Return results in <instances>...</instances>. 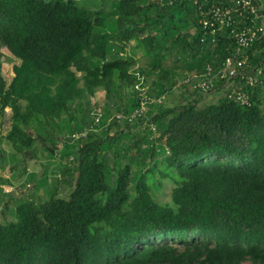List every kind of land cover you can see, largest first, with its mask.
Masks as SVG:
<instances>
[{
	"label": "trees",
	"instance_id": "trees-1",
	"mask_svg": "<svg viewBox=\"0 0 264 264\" xmlns=\"http://www.w3.org/2000/svg\"><path fill=\"white\" fill-rule=\"evenodd\" d=\"M220 1L0 0V47L19 59L7 83L0 50V145L17 159L38 139L55 158L59 142L62 172L35 181L43 199L2 201L13 218L0 220V264H264V37L243 50L261 75L235 80L242 104L216 74L232 40L199 23ZM206 66L215 89L188 86ZM206 92L219 96L198 107Z\"/></svg>",
	"mask_w": 264,
	"mask_h": 264
},
{
	"label": "built area",
	"instance_id": "built-area-1",
	"mask_svg": "<svg viewBox=\"0 0 264 264\" xmlns=\"http://www.w3.org/2000/svg\"><path fill=\"white\" fill-rule=\"evenodd\" d=\"M159 1L170 3L173 0ZM199 9V23L202 24L205 33L212 36L213 43L216 40L215 34L220 30H225L233 42V52L224 58L222 66L216 71L221 81V91H230L228 93L230 97L242 104H248L249 95L238 85L235 86V80L239 79L250 87L259 83L261 67L249 64L248 53H244L243 50L250 48L256 40L264 37V0H222L219 4L211 3ZM206 68L204 78H197L194 81L202 91L216 87V83L209 77L212 72L211 67L206 66ZM145 108L142 102L140 108L135 109L129 119Z\"/></svg>",
	"mask_w": 264,
	"mask_h": 264
},
{
	"label": "rangeland",
	"instance_id": "rangeland-1",
	"mask_svg": "<svg viewBox=\"0 0 264 264\" xmlns=\"http://www.w3.org/2000/svg\"><path fill=\"white\" fill-rule=\"evenodd\" d=\"M134 41H130V43L127 44L126 50L128 53H130L133 49ZM0 50L2 52V64H1V71L2 74L8 83L13 75L12 66L15 63L19 62V59H17L11 51L5 47L1 46ZM135 57L137 58V64L143 65L145 63L144 57L141 55V50L136 49L134 53ZM188 77H192V74H190ZM182 78V77H181ZM180 78V79H181ZM264 79V76H263ZM192 88L194 80L190 81ZM188 90L187 92H192V90L189 89V87H186ZM263 89H264V82H263ZM177 92L173 95H166L164 101L165 104L171 106L173 104L178 103L181 100V97L178 96L179 91L181 90L179 86H176ZM189 94V93H188ZM195 93L193 95L189 94L188 96L194 97ZM263 103H264V92H263ZM219 95H215L209 92L204 93L203 95H200V98H198V107L203 106L206 103L209 102H215V100L218 98ZM197 97V96H196ZM104 98V92L103 90H97L91 97L90 101L91 103L99 102L102 103ZM170 99V100H169ZM262 109L264 110V104L262 106ZM10 115V109L6 108L5 113V122L2 128H0V134L4 135L8 129V118ZM113 131H111L112 133ZM61 135V134H60ZM60 135H58L60 137ZM155 135V134H153ZM57 136V135H56ZM47 144L50 145L49 142ZM42 142L37 139L36 145L34 146L35 154L34 156L29 153L25 156H19L17 159L10 158V154L12 152L10 144L3 140L1 142V149L2 154L4 155L3 162L1 163L0 168V175L4 178H6L7 182L4 184V190L0 191V208H2V201L6 198H9V207H13V202L15 201V198L18 197H28L33 200L37 199H43L46 196L47 191H49V186L41 185L38 186V189L35 190V187L37 186L35 181H39L43 175L47 176L49 181L53 182L55 179H62V172L60 168L58 167L57 162L61 161L60 152H58V147L60 143L58 142L56 146H54L55 150H57V153L55 154V158L51 157L49 158L47 156V152L44 150L42 146ZM65 159L62 160V163L64 164ZM28 172L33 173V178L27 179ZM58 186V192L57 194L62 195L60 193L66 192L68 189L67 185H62L61 183L57 184ZM171 184L168 182H165L161 192L158 194V199L161 200H167L168 195L170 192ZM8 194V196H6ZM63 197H67V195H62ZM13 215L10 210L5 209L4 213H2V210L0 209V220H9L12 219ZM243 264H250V262L245 261Z\"/></svg>",
	"mask_w": 264,
	"mask_h": 264
}]
</instances>
